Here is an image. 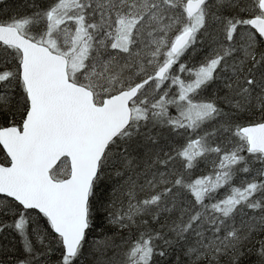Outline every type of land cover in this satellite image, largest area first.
<instances>
[{
    "label": "snow or ice",
    "instance_id": "1",
    "mask_svg": "<svg viewBox=\"0 0 264 264\" xmlns=\"http://www.w3.org/2000/svg\"><path fill=\"white\" fill-rule=\"evenodd\" d=\"M0 264H264V0H0Z\"/></svg>",
    "mask_w": 264,
    "mask_h": 264
}]
</instances>
